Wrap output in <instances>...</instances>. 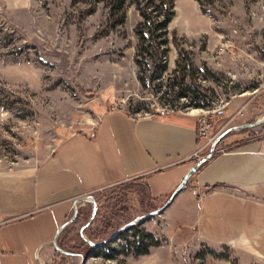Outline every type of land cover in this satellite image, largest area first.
<instances>
[{
    "label": "rangeland",
    "instance_id": "obj_1",
    "mask_svg": "<svg viewBox=\"0 0 264 264\" xmlns=\"http://www.w3.org/2000/svg\"><path fill=\"white\" fill-rule=\"evenodd\" d=\"M135 1L152 14L166 7L162 0H29L12 8L0 0V174L38 167L71 135L91 132L105 111L145 117L161 108L187 113L197 98L230 100L226 115L215 118V132L241 107L243 115L233 118L239 125L264 117V0H214L207 5L211 19L195 0H176L164 45L151 33L141 41L137 30L154 28L155 19L140 26ZM243 129L250 138L264 136V123ZM223 147L219 142L214 154ZM135 179L90 195L99 204L91 233L105 222L113 226L110 236L147 213L137 192L124 190ZM167 214L140 220L111 243L112 258L90 252L86 264H264L242 247L182 240ZM79 221L70 226L80 234ZM147 232L160 244L148 255L134 254L132 243L139 239L142 248ZM77 237L71 233L67 244L76 245ZM57 253L49 264H61ZM66 256L69 264L81 262Z\"/></svg>",
    "mask_w": 264,
    "mask_h": 264
},
{
    "label": "crops",
    "instance_id": "obj_2",
    "mask_svg": "<svg viewBox=\"0 0 264 264\" xmlns=\"http://www.w3.org/2000/svg\"><path fill=\"white\" fill-rule=\"evenodd\" d=\"M2 1L12 8L29 2ZM196 127L190 113L136 117L105 111L91 132L71 135L38 167L0 174V217L7 220L0 226V264H49L53 241L73 215L75 201L131 178L150 184L161 206L207 148L199 149ZM247 134L234 129L223 137L222 151L165 212L182 240L199 237L213 247H242L264 259V136ZM130 195L138 203L137 194Z\"/></svg>",
    "mask_w": 264,
    "mask_h": 264
},
{
    "label": "trees",
    "instance_id": "obj_3",
    "mask_svg": "<svg viewBox=\"0 0 264 264\" xmlns=\"http://www.w3.org/2000/svg\"><path fill=\"white\" fill-rule=\"evenodd\" d=\"M196 1L199 3L202 12L204 14L209 15L210 11L208 10L207 5L213 4L214 0H196ZM175 2H176V0H162V3H164L166 5V7H163L164 5H161L162 7L155 6L152 11H156V12H155V14H152V12H148L145 9L141 8L140 3L138 1H135V3L140 6L139 7L140 13H141V16L143 17V19L145 21V23L141 22L140 26L144 25V24L147 25V23L149 21H152L153 18L155 19L154 28H141V29L137 30L141 41L145 42L147 40V35L149 33H151L152 35H154V38L160 39L161 44L164 45L166 43L165 37L168 33L169 24L171 23L174 15H175V5H176ZM199 99L200 98H197V100L194 103L196 106L207 107L210 105V103L199 102ZM156 115H159V114L156 113ZM247 130H249V129H247ZM77 133H83V132L79 131ZM206 163H207V161L200 166L199 170ZM123 185L125 188L124 190L132 189V190H135L137 192V194L139 195L140 203L143 205V207L145 209H147V212L158 208V207L154 206V204H151V206L147 205L149 201L153 202L154 197L152 196L150 184H148L147 182H144L142 180V178L135 179L133 182L126 184V185L123 184ZM90 205L91 206L88 210L83 211L82 208H80V210H79V214H78L79 219H80V217H83V222H82L83 225L87 224L88 221L90 220V214L92 213V204H90ZM97 214H99V213H97ZM71 216H72V214H71ZM79 219L77 220V222L75 220V222L79 223L80 222ZM70 225L67 226L60 234L58 243L62 248H64V249L67 248L66 250H68V251L82 253L85 256L88 255L90 252L91 253L93 252L96 255H99V252H101V256H103V257H106V258H112L113 257V253L116 251V248L112 247V244H111L112 242L108 243V244H104L98 248H94L90 244L86 243L85 240L83 241L82 238L80 237L79 232L76 230V228H72ZM93 226H94V222H92L91 225H89L88 227H86L84 229V233H86L89 236V239H91L93 241L95 239L102 241V240L106 239L107 237H109V235H107V234L109 233V229H111L113 227L112 225H106L104 222V224L100 228H97L95 230L96 232L91 233L90 231L93 228ZM135 228H136V225L132 226L131 228H129L125 232L133 231ZM73 232H75L78 235V237L76 238V240L78 242L74 246H69V244H67V243L68 242L71 243L72 241H74V240H68L69 235ZM145 234H146V237L149 240V242L146 243L142 248H140L137 245L139 243V239H136L132 243L136 247V249L133 251V253L136 255H148L151 253L152 247H156L160 244V241L157 240V238L155 237L154 234H152L150 232H147ZM134 236H137V234H134ZM57 255L62 257L61 264H69V258L66 255H62L60 253H57Z\"/></svg>",
    "mask_w": 264,
    "mask_h": 264
},
{
    "label": "water",
    "instance_id": "obj_4",
    "mask_svg": "<svg viewBox=\"0 0 264 264\" xmlns=\"http://www.w3.org/2000/svg\"><path fill=\"white\" fill-rule=\"evenodd\" d=\"M264 123V117L260 120H257L256 122L253 123H246V124H241L239 126H232L227 128L224 132H222L220 134V136L216 139V141L214 142L213 146L210 149L209 154H207V156L202 157L189 171L188 173L185 175V177L183 178V180L180 182V184L176 187V189L172 192V194L168 197V199L158 208L153 209L145 214H143L140 217H137L135 219H132L131 221L125 223L124 225H122L121 227H119L112 235H110L108 238H106L105 240L99 241V242H95L89 238L86 237L85 233H84V229L86 227H88L89 225L92 224L93 219L95 218L96 214H97V208H98V204L95 200H91L88 197L82 196L81 198H79L78 200L75 201L74 205H75V209H74V213L73 215L59 228L57 235L53 241L54 247L57 251L61 252L62 254L65 255H70V256H79L81 258V262L80 264H86L87 259L89 258V254L88 255H84L82 253H77V252H73V251H68L64 248H62L59 243H58V239L59 236L61 234V232L70 224H72L73 222H75L76 218L78 217L79 214V210H80V206L78 205L79 202H92L93 204V213H92V217L90 218V220L88 221L87 224L83 225L81 230H80V235L81 237L88 243L90 244L92 247L94 248H98L104 244H108L111 243L113 241H115L116 239H118L126 230H128L129 228H131L132 226L136 225L137 223H139L140 220L144 221V220H148L156 215H159L161 213H163L175 200V198L177 197V195L181 192V190L188 184L190 178L199 170L200 166L202 164H204L207 160L211 159L215 153V145L222 140L223 137H225L230 131L234 130V129H243L246 127H256L260 124Z\"/></svg>",
    "mask_w": 264,
    "mask_h": 264
},
{
    "label": "built area",
    "instance_id": "obj_5",
    "mask_svg": "<svg viewBox=\"0 0 264 264\" xmlns=\"http://www.w3.org/2000/svg\"><path fill=\"white\" fill-rule=\"evenodd\" d=\"M229 103H230V100H221L219 102L213 101L207 107H196V108H192L189 112H187V113L193 114L197 118V127H196L197 137L201 144L199 149H203L206 146H209L210 144H212L213 146L216 139L220 136L222 132L225 131L224 128L226 127V125H223L218 131L216 132L214 131L215 130V118L223 117L226 115V107L229 105ZM174 111L175 110H171L169 108H161L156 113L159 115H165V114H169ZM237 115H243L242 107L239 108L234 113L231 120H233V118ZM217 132H219L220 134ZM217 144L215 145V149L217 147ZM6 222L7 220H4L3 218L0 217V226L5 224Z\"/></svg>",
    "mask_w": 264,
    "mask_h": 264
}]
</instances>
